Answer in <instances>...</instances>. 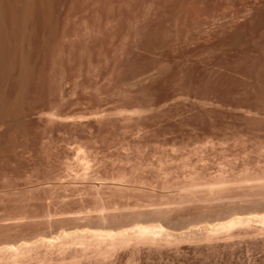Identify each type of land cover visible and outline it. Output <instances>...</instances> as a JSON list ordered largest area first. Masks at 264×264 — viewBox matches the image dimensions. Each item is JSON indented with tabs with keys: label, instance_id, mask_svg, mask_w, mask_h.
<instances>
[{
	"label": "rangeland",
	"instance_id": "1",
	"mask_svg": "<svg viewBox=\"0 0 264 264\" xmlns=\"http://www.w3.org/2000/svg\"><path fill=\"white\" fill-rule=\"evenodd\" d=\"M253 214L264 0H0V246L60 240L0 264H264Z\"/></svg>",
	"mask_w": 264,
	"mask_h": 264
},
{
	"label": "bare ground",
	"instance_id": "2",
	"mask_svg": "<svg viewBox=\"0 0 264 264\" xmlns=\"http://www.w3.org/2000/svg\"><path fill=\"white\" fill-rule=\"evenodd\" d=\"M234 217L235 218H231L225 222L211 226L209 228V230H211L210 232L207 230L208 228L206 230L209 232V235L211 232L213 234H217V233H214V231L215 232H217V231L222 232V230H223V232H225V230H227V231H228V229L231 230L235 226H239V225L241 226V224L243 225V224L249 223L250 221H253V220H254V222L257 221V222L262 223L264 225V214H253L251 216L250 215L249 216L238 215V216H234ZM64 233L62 236H64ZM207 233H206V235H207ZM67 235H68V233H67ZM158 235H160L162 237L164 236L166 238H168V236H171L169 231H167L163 227V225L160 223H156V224H135L133 226H130L129 228L121 229L119 231L103 230V229H85L82 231L80 230V231H74L73 233H69V236L73 240L74 239H79V240L83 239V240H81V242L85 240L84 242H82L84 244H87L89 242V240L99 242V244H104L105 243L104 241H106V244H107V241H108V243L109 242L112 243L111 245H113V246H115L116 244H121V243L123 244L124 242H125V244L126 243L128 244L130 239H131V241L134 240V239H132L134 237H135V239L136 238L137 239H140V238L141 239H144V238L145 239L146 238L151 239L152 238V240H153V239H157L158 237L156 238L155 236H158ZM55 239L57 240L58 238L57 237L56 238L41 237L39 240L37 239V241H34V242L33 241L32 242L24 241L20 244H8V245H5L3 247L0 246V253H2V252L8 253L11 257H16V258L21 257V256L25 257V255H27L26 253L29 252V250H31V248L38 246L37 244L40 243L42 245L46 244V245L51 246L54 243ZM61 239H63V237ZM73 240H72V242H73ZM102 241L104 243H102ZM91 243H92V241L89 242V244H91ZM107 245H109V244H107ZM60 246H61V244H60Z\"/></svg>",
	"mask_w": 264,
	"mask_h": 264
}]
</instances>
